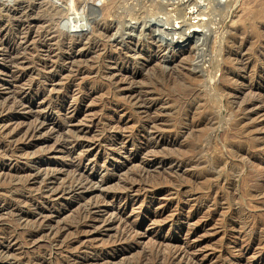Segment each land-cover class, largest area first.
Returning <instances> with one entry per match:
<instances>
[{"label":"rangeland","instance_id":"rangeland-1","mask_svg":"<svg viewBox=\"0 0 264 264\" xmlns=\"http://www.w3.org/2000/svg\"><path fill=\"white\" fill-rule=\"evenodd\" d=\"M38 2L19 9L27 8L24 15L41 19L34 27V40L43 32L48 45L19 48L17 54L26 58L31 70L15 87L0 86V264H167V257L188 243H195L203 264H264V107L249 119L239 110L253 97L240 86L255 84L256 75L264 78V0H215L210 5L204 1V16L210 18L207 34L181 46L161 41L153 31L157 26L149 23L174 7L161 9L162 0ZM12 14L0 10L11 33L18 24L17 14ZM141 21L147 28H141ZM132 22L140 28L136 23L131 27ZM82 32L78 49L84 53L74 60L57 57L70 50L69 42ZM4 54L0 49V70L8 72L0 71V79L15 81L12 73L23 70L22 65L9 69ZM29 81L34 98L16 109L10 95L19 87L28 89ZM57 87L68 91L57 102L64 106L55 121L62 122L66 115L71 130L67 134L80 133L90 144L91 163L98 171L85 172L99 182L103 173L109 182L101 188L60 195L59 188L72 173L66 167V173L56 169L69 163L56 149V137L46 128L31 139L23 136L46 111ZM131 91L141 94L150 112L130 100ZM150 117H158V124H149ZM156 131L162 134L157 146ZM147 143L152 151H140L138 147ZM152 155L156 160L150 163ZM132 182L130 198L113 197ZM118 205L124 207L123 221L109 224ZM39 209L49 215L48 224L35 219ZM250 222H257L259 230L248 233ZM132 223L136 229L128 231ZM245 234L258 241L243 254L239 245Z\"/></svg>","mask_w":264,"mask_h":264},{"label":"bare ground","instance_id":"bare-ground-1","mask_svg":"<svg viewBox=\"0 0 264 264\" xmlns=\"http://www.w3.org/2000/svg\"><path fill=\"white\" fill-rule=\"evenodd\" d=\"M29 0H0V10L1 11H6L8 12V14L10 12H13L14 14V17L15 15L17 14L18 16V24H16L17 28L15 29H12V33H11V30L6 26V24H4V22H2V20L0 19V49L5 51V54L2 56V60L6 61L7 62V67H9V69L11 68H14L16 65L20 66L22 65V68L23 70H16L17 71H14V73H12L13 77H15V81H12V80H8V79H0V86H9V87H12L10 85H13V87L16 86L15 82H18L24 75L25 73H27L28 71H30L31 69L27 68L28 66L26 65V63H24L23 60H25L26 58L22 55H19L17 54L18 52V49L21 48L23 46V49H28V47L31 45L33 46H38V42L40 43V45L43 46H47L48 45V40L49 39H46L47 37H45L46 35L43 34H40V38L38 41L34 40V33H36V31L34 30V27H36L37 24L41 23V19L39 18H29V14H25L24 15V9H27V8H23V10H20L19 7L20 5H23L24 3H36V2H40V0H32L33 2H28ZM84 1V0H83ZM154 1V0H153ZM163 2L160 3V4H164L163 7L160 8L161 9H164L165 5H172L174 7L170 8H165L163 13H161L160 16H157L156 18H150L149 19V23L150 25L151 24H154L156 27L154 31L155 35L161 40V41H166L168 44L172 45V44H175L174 46H181L182 44H185L187 41H189V39L192 37H196V39H200L202 37L205 36V34H207V29H205L206 27H209L207 25H209L210 23V18H207V16H204L205 12L206 11H203V6L205 5L203 2L204 1H207L208 4H212L213 2L215 3V0H197L199 2H201L202 6L199 8V12L198 14L195 16L197 18L196 21H191L192 19L189 17L188 15V12H187V8L189 6V4H191L192 1H184V0H162ZM196 1V0H195ZM38 2V3H39ZM43 2V1H42ZM206 2V3H207ZM41 3V2H40ZM81 3V2H80ZM76 4V3H75ZM74 4V5H75ZM17 7H16V6ZM28 5V4H27ZM73 5V6H74ZM77 5V4H76ZM15 6V7H14ZM80 6V5H79ZM85 6V5H84ZM158 6V4H157ZM206 6V5H205ZM82 7V6H81ZM73 8V7H72ZM77 8H78V5H77ZM207 8V7H206ZM159 8H157L158 10ZM176 9V10H175ZM205 9V7H204ZM34 10V9H33ZM166 10V11H165ZM154 11V10H153ZM211 11V10H210ZM30 12V11H29ZM139 12V11H138ZM150 12V11H149ZM157 12V11H156ZM5 13V12H4ZM32 13V12H31ZM209 13V12H208ZM12 14V15H13ZM211 14V13H210ZM95 15V14H94ZM32 16V15H31ZM71 16V15H70ZM132 16V15H131ZM150 16V15H149ZM81 17V16H80ZM194 17V18H195ZM16 18V17H15ZM73 18V17H72ZM85 18V16H84ZM14 19V18H13ZM68 19V18H67ZM66 19V20H67ZM80 19V18H79ZM71 20V19H68L67 22ZM83 20V19H82ZM85 20V19H84ZM15 21V20H14ZM13 21V22H14ZM81 21V20H80ZM79 21V22H80ZM88 21V20H87ZM138 21V20H137ZM73 22V21H72ZM143 22L141 26L142 29H145L147 28L146 26V23L145 21H141ZM6 23V22H5ZM69 23V22H68ZM74 23V22H73ZM76 23V22H75ZM84 23V21H83ZM86 23V21H85ZM84 23V24H85ZM97 23V22H96ZM95 23V24H96ZM136 23L135 25L138 26V22H134ZM134 23L132 22L131 23V27H134ZM81 24V23H80ZM79 24V25H80ZM8 25V24H7ZM14 25V24H13ZM69 25V24H68ZM71 25V24H70ZM69 25V26H70ZM98 25V24H96ZM187 25V28L186 30L183 29L184 26ZM67 26V27H69ZM72 26V25H71ZM42 27V26H41ZM96 27V26H95ZM98 27V26H97ZM136 27V26H135ZM85 28V27H84ZM88 28V27H87ZM86 28V29H87ZM140 28V27H139ZM70 29V27L68 28V30ZM79 29V28H78ZM97 29V28H96ZM99 30V29H98ZM48 30H46V33ZM65 31V30H64ZM72 31V30H71ZM69 30V32H71ZM9 33L12 34V36L9 38ZM41 33V32H40ZM45 33V32H44ZM64 33V32H63ZM68 33V32H67ZM66 33V34H67ZM73 33V32H72ZM39 34V33H38ZM76 36H72V38H75ZM82 37L84 38V32L82 33H79L77 35V38L74 39V41H71L69 42L70 43V50H66V51H61L60 52V55L61 56H57L59 57L60 59H62V61L64 60H74L76 59L77 56H81L84 51L80 49H78V47H80L79 45L82 44L81 42L84 41L82 40ZM38 38V37H37ZM71 38V37H70ZM87 38V37H86ZM85 38V39H86ZM64 39H65V36H64ZM67 39V38H66ZM63 42L64 40L61 39ZM71 40V39H70ZM76 41V42H75ZM60 42V41H59ZM58 42V44H59ZM68 42V41H67ZM196 43V42H195ZM60 45V44H59ZM64 45V44H62ZM61 45V46H62ZM66 45H68V43H66ZM198 46V45H197ZM59 47V46H58ZM64 47V46H63ZM97 47V46H96ZM32 48V47H31ZM59 49V48H58ZM57 49V50H58ZM62 49V48H61ZM89 49V48H88ZM87 49V50H88ZM29 50V49H28ZM34 50V49H33ZM55 50V49H54ZM91 50V48L89 49ZM88 50V51H89ZM50 51L49 50V55H50ZM53 51V50H52ZM27 53V52H26ZM29 53V51H28ZM59 53V52H58ZM28 55V54H27ZM56 57V56H55ZM56 59V58H55ZM64 59V60H63ZM28 61V60H27ZM61 61V62H62ZM33 62V61H32ZM45 62V61H44ZM57 62V61H56ZM60 62V61H59ZM78 62V61H77ZM29 63V62H28ZM31 64V63H30ZM35 64V63H34ZM33 64V65H34ZM51 64V63H50ZM60 64V63H59ZM62 64V63H61ZM45 65V64H44ZM72 65V64H71ZM37 66V65H36ZM54 66V65H53ZM44 67V66H43ZM72 67V66H71ZM56 68V67H55ZM19 69V68H18ZM81 69V68H80ZM73 70V69H72ZM82 70V69H81ZM87 69H85L86 71ZM261 70V69H260ZM2 71L3 73H7L8 71L6 69L3 70H0ZM55 71V70H54ZM61 71V70H60ZM59 71V72H60ZM71 71V70H69ZM13 72V71H12ZM258 72V71H257ZM30 73V72H29ZM35 73V72H34ZM33 73V74H34ZM46 73V72H45ZM52 73V72H51ZM86 73V72H85ZM53 74V73H52ZM84 74V73H83ZM29 75V74H28ZM36 75V74H35ZM42 76V75H41ZM113 76V75H112ZM257 77H255L256 81H257V78L259 79L255 84L253 85H246L245 87L243 86H240V91L241 92H244V89L248 88L249 89V92H251L253 94V97L248 100L245 104H240L239 105V110L240 111H243L244 112V115L247 116V118L249 119L250 117H252L253 115H257L259 114V112L262 111V104H263V99H262V94H261V88L264 86V78L261 77L259 78V76L261 75H256ZM71 77V76H70ZM129 77V76H128ZM24 78V77H23ZM45 78V77H44ZM50 78V77H49ZM54 78V77H53ZM52 78V79H53ZM233 78V77H232ZM254 78V77H253ZM77 79V78H76ZM24 80V79H23ZM33 80V79H32ZM30 80V81H32ZM49 80V79H48ZM75 80V79H74ZM234 80V79H233ZM30 81L29 83L27 84H30ZM40 81V80H39ZM38 81V82H39ZM50 81V80H49ZM238 81V80H237ZM71 82V81H70ZM131 82V81H130ZM207 82V81H206ZM23 82H21L22 84ZM72 83V82H71ZM18 84V83H17ZM20 84V83H19ZM20 84V85H21ZM34 84V83H32ZM246 84V83H245ZM39 85V84H38ZM68 85V84H67ZM22 86V85H21ZM35 86V85H34ZM42 86V85H41ZM69 86V85H68ZM32 85L30 84V86L28 87V89L24 88V87H19L16 91H14L13 95H10V97L12 96V103H14V105H16V109L17 107L19 106H23L25 104H31V99L32 97L34 96L32 94V96H30V89H32ZM71 87V86H70ZM17 88V87H16ZM58 88V87H57ZM134 88V87H133ZM234 88V87H233ZM264 88V87H263ZM14 89V88H13ZM47 89V88H46ZM56 89V88H55ZM153 89V88H151ZM44 90V89H43ZM135 90V89H133ZM147 90V89H146ZM145 90V91H146ZM149 90V89H148ZM251 90V91H250ZM41 91V90H40ZM48 91V90H47ZM55 91V90H54ZM67 91H68V87L67 89L64 88V89H57L56 92H55V96H54V99L52 100V98L49 100V103L47 105V108L46 111L42 114L41 118L39 119V117L37 118V122L32 126L23 134V136H25L26 139H31L32 137L34 136H37V135H40V133L46 128V131L47 132H50L51 135L55 136L56 137V149L58 148V150L63 153V155L67 158H69V163H67L66 165H63L62 168H56L57 171L60 170L62 172H71V176H70V179L69 181H67V183L63 184L60 188H59V192L60 195H70V194H75L76 192L78 191H81V189H90V188H95V187H98V188H101L103 185H105L106 183L109 182V179L107 180V178L104 177V174L102 173L101 174V169L99 170L100 174H101V181H94L93 178H90L89 177V173L87 174L85 171L90 168L92 170H96L98 171V168L95 167V165L93 166L91 161L92 159L90 158V154L91 152L88 151V146L90 144H86V142L83 140L82 138V135L80 133H75L74 135H69L67 134L68 132H71L70 129H68L66 127V124L70 121L67 119V116L65 115L63 118H62V122H56L55 121V115L56 114H61V111H62V108L64 106V103H62L61 105L57 102L61 101L62 97L65 98V94H67ZM153 91V90H152ZM139 92V91H138ZM137 92V93H138ZM154 92V91H153ZM194 92V91H193ZM231 92V91H230ZM131 95H129L130 97V100L132 102H134L140 109L144 110V113L145 112H150L151 108L150 106H145L143 104V99L142 97L140 96L141 94H134V91H131ZM140 93H143V92H140ZM145 93V92H144ZM152 93V92H151ZM156 93V92H155ZM192 93V92H191ZM263 93V92H262ZM11 94V93H10ZM52 94V93H51ZM50 94V95H51ZM69 94V93H68ZM130 94V93H129ZM231 94V93H230ZM238 94V93H237ZM264 94V93H263ZM150 95V94H149ZM156 95V94H155ZM143 96V95H142ZM152 96V95H151ZM239 96V95H238ZM29 97V98H28ZM46 97V96H45ZM53 97V96H52ZM158 97V96H157ZM242 97V96H241ZM34 98V97H33ZM50 98V97H49ZM160 98V97H159ZM188 99V98H187ZM198 99V98H197ZM238 99V98H237ZM10 100V99H9ZM8 100V101H9ZM145 100H149V99H146L145 97ZM152 100V99H151ZM163 100V99H162ZM236 100V99H234ZM239 100V99H238ZM7 101V103H8ZM150 101V100H149ZM159 101V100H158ZM161 101V100H160ZM168 101V100H167ZM184 101V100H183ZM6 102V101H5ZM192 102V101H191ZM10 103V101H9ZM8 103V104H9ZM149 103V102H148ZM155 103V102H154ZM186 103V102H185ZM7 104V105H8ZM183 104V103H182ZM163 105V104H162ZM72 106V105H71ZM237 106V105H236ZM4 107V106H3ZM156 107H158L156 105ZM190 107V106H189ZM14 108V107H12ZM21 108V107H20ZM30 108V106H29ZM65 108V107H64ZM67 108V107H66ZM235 108V107H234ZM237 108V107H236ZM4 109V108H3ZM9 109V108H8ZM59 109V110H57ZM68 109V108H67ZM154 109V108H153ZM157 109V108H156ZM11 110V109H10ZM13 110V109H12ZM15 110V109H14ZM31 110V109H30ZM7 111V110H6ZM74 111V110H73ZM138 111V109H137ZM5 112V111H4ZM188 112V111H187ZM149 114V113H148ZM179 114V113H178ZM214 115V114H213ZM6 116V115H5ZM57 116V115H56ZM144 116V115H143ZM151 116V115H149ZM157 116V115H156ZM161 116V115H160ZM146 117V116H145ZM201 117V115H200ZM232 117V116H231ZM230 117V118H231ZM144 118V117H143ZM147 118V117H146ZM162 118V117H161ZM221 118V117H220ZM58 119V118H57ZM149 119V118H148ZM191 119V118H190ZM158 117H153L148 120V123L149 124H156L158 122ZM163 121V120H162ZM168 121V120H167ZM203 121V120H201ZM206 121V120H205ZM212 121V120H211ZM246 121V120H245ZM51 122V124L49 126H47V124ZM145 122V121H143ZM164 122V121H163ZM166 122V120H165ZM24 123V122H23ZM22 124V123H21ZM158 124V123H157ZM189 124V123H188ZM199 125V124H198ZM146 127V126H145ZM168 127V126H167ZM185 127V125H184ZM192 127V126H191ZM141 128H142V125H141ZM195 128V126H194ZM247 128V127H246ZM22 129V128H20ZM26 129V128H25ZM23 129V130H25ZM147 129V127H146ZM150 129H154L153 127L150 128ZM163 130H165L166 128H161ZM187 129V128H186ZM143 131V129H141ZM156 130V129H155ZM20 131V130H19ZM16 132V131H15ZM23 132V131H22ZM142 133V132H141ZM153 133V132H151ZM15 134V133H14ZM49 134V135H50ZM104 134V133H103ZM167 134V133H166ZM171 134V133H170ZM173 134V133H172ZM179 134V133H178ZM4 135V134H3ZM20 135V133H19ZM154 137H156L155 140H153L155 142V146H157V144H160L159 142V139H158V136H161V132H158L156 131L154 134ZM238 134H236L237 136ZM264 135V134H263ZM16 136V135H15ZM101 136V135H100ZM258 136V135H257ZM99 137V135H98ZM97 137V138H98ZM143 137V136H142ZM153 137V138H154ZM240 137V136H239ZM105 138V137H104ZM173 138V137H172ZM177 138H178V135H177ZM10 139V138H9ZM24 139V138H23ZM48 139V138H47ZM50 139V138H49ZM95 139V137H94ZM99 139V138H98ZM169 139V138H168ZM175 139V137L173 138ZM172 139V140H173ZM238 139V138H237ZM14 139H12L13 141ZM19 140V139H18ZM96 140V139H95ZM178 140V139H177ZM11 141V140H10ZM27 141V140H25ZM46 141V140H45ZM116 141V140H115ZM149 141V140H148ZM151 141V140H150ZM167 141V140H166ZM165 141V142H166ZM171 141V140H170ZM179 141V140H178ZM100 142V140L98 141H94L95 145ZM152 142V141H151ZM93 143V142H92ZM116 143V142H115ZM123 143V142H122ZM256 143V142H255ZM53 144V145H54ZM125 144V143H124ZM133 144V143H132ZM136 144V143H135ZM168 144V143H167ZM172 144V143H171ZM259 144V142H258ZM31 145V144H30ZM92 145V144H91ZM109 145V144H108ZM142 145V144H141ZM257 145V144H256ZM263 145V144H262ZM94 146V145H93ZM113 146V145H111ZM137 146V145H136ZM139 146V144H138ZM148 146L149 144H144L142 147H138L140 151H144L146 148L148 149ZM151 146V145H150ZM173 146V145H172ZM204 147V146H203ZM245 147V146H244ZM55 148V146H54ZM135 148V147H134ZM152 148V146H151ZM155 148V147H154ZM230 148V147H229ZM234 148V147H233ZM237 148V147H235ZM27 149V148H26ZM53 149V148H52ZM247 149V148H246ZM261 149V148H260ZM48 150V149H47ZM55 150V149H54ZM148 150H151V149H148ZM148 150H145V151H148ZM155 150V149H153ZM235 150V149H234ZM152 151V150H151ZM163 151V150H162ZM240 151V150H239ZM41 152V151H39ZM44 152V151H43ZM47 152V151H46ZM50 152V151H48ZM37 153V152H35ZM42 153V152H41ZM147 153V152H146ZM156 153V152H155ZM165 153V152H164ZM239 153V152H238ZM246 153V152H245ZM142 154V153H141ZM144 154V153H143ZM241 154V153H240ZM48 155V154H47ZM113 155V154H112ZM145 155V154H144ZM198 155V154H197ZM239 155V154H238ZM244 155V154H243ZM242 155V156H243ZM246 155V154H245ZM263 155V154H262ZM42 155H40L39 157H41ZM252 156V155H251ZM149 159L148 161L151 163V162H154L156 160L155 156L152 155V156H148ZM237 157V155H236ZM248 157V156H247ZM261 157V156H260ZM264 158V156H262ZM243 158V157H242ZM257 158V157H256ZM255 158V159H256ZM262 158V159H263ZM44 159V158H43ZM146 159V158H145ZM160 159V158H159ZM254 159V158H253ZM95 160V159H94ZM226 160V159H225ZM244 160V158H243ZM248 160V159H247ZM251 160V159H250ZM158 161V160H157ZM176 161V160H174ZM214 161V159H213ZM246 161V160H245ZM261 161V160H260ZM180 162V161H179ZM248 162V161H247ZM91 163L92 165V168L91 166L89 165ZM157 163V162H156ZM171 163V162H170ZM227 163V162H226ZM260 163V162H259ZM173 164V163H172ZM261 164V163H260ZM147 165V164H146ZM152 165V164H151ZM154 165V164H153ZM162 165V164H161ZM263 165V164H262ZM149 166V165H148ZM165 166V165H164ZM173 166V165H172ZM233 165H231L232 167ZM66 169L64 170L63 168ZM99 167V166H98ZM182 167V166H181ZM184 167V166H183ZM146 168V167H145ZM179 168V167H178ZM234 168V166H233ZM38 169V168H37ZM257 171V170H256ZM65 172V173H66ZM141 172V171H140ZM139 172V173H140ZM49 174V173H48ZM56 174V173H55ZM147 174V173H146ZM264 174V173H263ZM50 175V174H49ZM53 175V174H52ZM58 175V174H57ZM132 177H134L133 174H131ZM144 175V173H143ZM30 176V175H29ZM129 176V175H128ZM263 176V175H262ZM55 177V176H54ZM54 177H51V178H54ZM131 177V176H130ZM146 177V175H145ZM261 177V176H260ZM139 178V177H138ZM50 179V178H49ZM140 179V178H139ZM145 180V178H143ZM55 180V179H54ZM259 180V179H258ZM56 181V180H55ZM125 181V180H124ZM123 181V182H124ZM127 181V179H126ZM137 181V180H136ZM149 181V180H148ZM50 182V181H49ZM128 182V181H127ZM147 182V181H146ZM259 182V181H258ZM134 182L132 183H123L124 185L121 186V190H117L113 197L116 198V199H126V198H130L131 196V191L132 189L134 188L133 187V184ZM53 184V183H52ZM174 184V183H173ZM58 185V184H57ZM213 185V184H212ZM227 185V184H226ZM225 185V186H226ZM54 186V184H53ZM55 187V186H54ZM147 187V186H146ZM159 187V186H158ZM48 188V187H47ZM56 188V187H55ZM145 188V186H144ZM148 188V187H147ZM169 188V187H168ZM178 189V187H176ZM50 189V188H49ZM174 189V188H173ZM205 189V188H204ZM52 190V188H51ZM215 190V189H214ZM259 190V189H258ZM261 190V189H260ZM264 190V189H263ZM138 191V190H136ZM262 191V190H261ZM50 192V191H49ZM157 192V191H156ZM16 193V192H15ZM44 193V192H42ZM153 193V192H152ZM233 193V192H232ZM253 193V191H252ZM13 194V193H12ZM47 194V193H46ZM222 194V193H221ZM236 195V194H235ZM261 195V194H260ZM18 196V195H17ZM56 196V195H55ZM59 196V195H58ZM211 196V195H210ZM230 196V195H229ZM259 196V195H258ZM60 197V196H59ZM220 196H218L219 198ZM224 197V196H223ZM23 198V197H22ZM48 198V197H47ZM105 198V197H104ZM247 198V197H246ZM259 198V197H258ZM17 199V197H16ZM27 199V198H26ZM25 199V200H26ZM28 200V199H27ZM206 200V199H205ZM222 200V199H221ZM23 201V200H22ZM207 201V200H206ZM29 202V201H27ZM32 202V201H31ZM211 203V201H208ZM218 203V202H217ZM230 203V202H229ZM255 203V202H254ZM32 204V203H31ZM21 205H24L21 203ZM35 205V204H33ZM121 205V204H120ZM234 205V204H233ZM259 205V204H258ZM10 206V205H8ZM36 206V205H35ZM119 206V205H118ZM211 206V205H209ZM220 206V205H219ZM32 207V206H31ZM20 208V207H19ZM18 209V208H17ZM117 209V208H116ZM245 209V208H244ZM36 210V209H35ZM87 208L84 209L83 212H88L86 211ZM91 210V209H90ZM123 210H124V207H121L119 206V208L117 209L116 212L113 211V214H114V217L112 219H110V223H113L115 221H118V222H121L123 221L122 220V213H123ZM20 211V210H19ZM18 211V212H19ZM239 211V210H238ZM16 212V211H15ZM23 212V211H22ZM82 212V211H81ZM236 212V211H235ZM245 212V211H244ZM13 213V212H12ZM20 213V212H19ZM18 213V214H19ZM17 214V213H16ZM25 214V213H24ZM87 214V213H86ZM234 214V213H233ZM236 214V213H235ZM243 214V213H242ZM35 219L38 220V223H47L48 220H45L46 218L49 217V215L43 211V209H39L38 210V213L37 214H33ZM210 215V214H209ZM244 216V215H243ZM245 216H248V214H246ZM244 216V217H245ZM19 217V216H18ZM38 217L40 218V220L38 219ZM209 217V216H208ZM250 217V216H249ZM22 218H25V217H22ZM76 218V217H75ZM82 218V217H81ZM237 217H235L236 219ZM20 219V218H19ZM142 219V218H141ZM231 219V218H230ZM241 219V218H240ZM256 219V218H255ZM34 220V221H36ZM108 220V219H107ZM243 220V219H242ZM245 220V218H244ZM229 222V220H227ZM233 221V220H232ZM261 221V220H260ZM37 222V221H36ZM247 222V220H246ZM38 223H35V224H38ZM123 223V222H122ZM125 223V222H124ZM128 223V222H127ZM251 223V222H250ZM48 224V223H47ZM77 224V222H76ZM79 224V223H78ZM231 224V222H230ZM239 224V222H238ZM137 225V224H136ZM136 225L132 223V225H129L128 226V231H134L136 229ZM233 225V224H232ZM261 225V224H260ZM77 226V225H76ZM230 226V225H229ZM234 226V225H233ZM232 227V226H230ZM235 227V226H234ZM238 227V226H237ZM80 228V227H79ZM236 228V227H235ZM245 228V227H244ZM259 228V224L256 222V223H251V224H248L246 225V229L248 230L247 232H251V233H254L255 231H257V229ZM231 229V228H230ZM238 229V228H237ZM125 230V229H124ZM259 230V229H258ZM192 231V230H191ZM196 231V230H195ZM225 231V230H224ZM41 232V231H40ZM190 232V231H189ZM241 232V231H240ZM31 233V232H29ZM121 233V232H120ZM128 233V232H127ZM192 233V232H190ZM189 233V234H190ZM36 234V233H35ZM122 234V233H121ZM241 234V233H240ZM261 234V233H260ZM9 235V234H8ZM126 235V234H125ZM131 235V234H130ZM248 234H245L244 236V239H243V242L244 244L243 245H239V251L241 250V253H243L244 251H246V249L248 250V248L251 246H253L254 244L257 243L258 241V238H256V236H253V235H248ZM258 236V235H257ZM263 236V235H262ZM15 237V236H14ZM124 237V236H123ZM260 237V235H259ZM264 237V236H263ZM6 239V237H5ZM9 239V238H8ZM121 239V238H119ZM122 240V239H121ZM242 242V241H241ZM229 243V242H227ZM195 243H188V246H186L184 249H179L177 251H173V253H169L170 255L167 257V264H171V263H174V264H203L205 261H203L204 258H199L198 255H196L195 253ZM224 247V246H223ZM238 245L234 246L233 248H237ZM227 250V249H226ZM172 252V251H171ZM161 253V252H160ZM244 254V253H243ZM160 256V255H159ZM165 257V256H163ZM160 258V257H159ZM177 259H179L178 261H176ZM38 260V259H37ZM160 260V259H159ZM158 260V261H159ZM162 260V258H161ZM227 261V260H226ZM35 262V261H34ZM40 262V261H39ZM231 262V260L229 261ZM38 263V262H37ZM221 263V262H220ZM233 263V262H232ZM41 264V263H40ZM158 264V263H157ZM224 264V263H223Z\"/></svg>","mask_w":264,"mask_h":264},{"label":"built area","instance_id":"built-area-1","mask_svg":"<svg viewBox=\"0 0 264 264\" xmlns=\"http://www.w3.org/2000/svg\"><path fill=\"white\" fill-rule=\"evenodd\" d=\"M184 1H192L191 4H189L187 8V12H188L189 17L192 19L191 21H196L197 18L195 16L198 14L199 8L202 6L201 2L197 0L196 1L195 0H184Z\"/></svg>","mask_w":264,"mask_h":264}]
</instances>
